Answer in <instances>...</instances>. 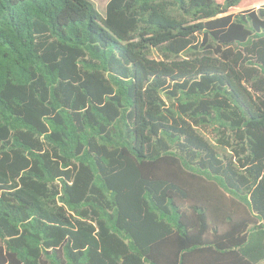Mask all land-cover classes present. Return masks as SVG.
I'll list each match as a JSON object with an SVG mask.
<instances>
[{
  "label": "trees",
  "instance_id": "16d2710c",
  "mask_svg": "<svg viewBox=\"0 0 264 264\" xmlns=\"http://www.w3.org/2000/svg\"><path fill=\"white\" fill-rule=\"evenodd\" d=\"M264 262V0H0V264Z\"/></svg>",
  "mask_w": 264,
  "mask_h": 264
},
{
  "label": "rangeland",
  "instance_id": "374dc122",
  "mask_svg": "<svg viewBox=\"0 0 264 264\" xmlns=\"http://www.w3.org/2000/svg\"><path fill=\"white\" fill-rule=\"evenodd\" d=\"M91 1L94 2L100 13H102L103 15L106 13V6L109 0H91Z\"/></svg>",
  "mask_w": 264,
  "mask_h": 264
},
{
  "label": "crops",
  "instance_id": "0c3cea01",
  "mask_svg": "<svg viewBox=\"0 0 264 264\" xmlns=\"http://www.w3.org/2000/svg\"><path fill=\"white\" fill-rule=\"evenodd\" d=\"M261 264H264V262H263V263H261Z\"/></svg>",
  "mask_w": 264,
  "mask_h": 264
}]
</instances>
